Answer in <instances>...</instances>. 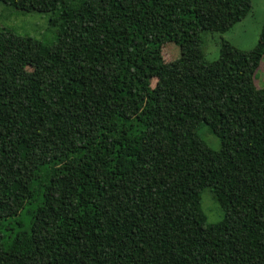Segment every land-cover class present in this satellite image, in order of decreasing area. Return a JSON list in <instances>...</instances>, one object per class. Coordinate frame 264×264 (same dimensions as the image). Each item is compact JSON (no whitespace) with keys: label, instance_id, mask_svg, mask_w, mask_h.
<instances>
[{"label":"trees","instance_id":"16d2710c","mask_svg":"<svg viewBox=\"0 0 264 264\" xmlns=\"http://www.w3.org/2000/svg\"><path fill=\"white\" fill-rule=\"evenodd\" d=\"M0 1L58 28L0 30V264H264V25L203 52L251 0Z\"/></svg>","mask_w":264,"mask_h":264},{"label":"rangeland","instance_id":"374dc122","mask_svg":"<svg viewBox=\"0 0 264 264\" xmlns=\"http://www.w3.org/2000/svg\"><path fill=\"white\" fill-rule=\"evenodd\" d=\"M251 3L252 9L249 14L230 30L203 33V52L207 60L215 61L219 58L222 41H228L242 50H252L257 45L264 25V0H251ZM51 17L50 12L23 11L0 1V30L53 43L58 28L51 26ZM163 55L166 61H172L178 57L179 50L175 44L169 43L163 47ZM255 84L259 88L264 87V57L256 71ZM197 132L212 148H221V139L205 122L199 124ZM201 206L208 222L216 223L224 219L225 212L210 188L202 191ZM6 233L9 231L6 230Z\"/></svg>","mask_w":264,"mask_h":264}]
</instances>
